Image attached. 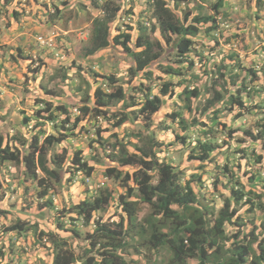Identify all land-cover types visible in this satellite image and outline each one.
Returning a JSON list of instances; mask_svg holds the SVG:
<instances>
[{
	"label": "trees",
	"instance_id": "trees-1",
	"mask_svg": "<svg viewBox=\"0 0 264 264\" xmlns=\"http://www.w3.org/2000/svg\"><path fill=\"white\" fill-rule=\"evenodd\" d=\"M0 1L7 23L21 16L15 5L19 0ZM152 1L156 23L151 28L138 22L135 34L112 32L109 36L107 24L113 16L131 13L132 8L122 9L123 6L119 4L113 6V12L109 14L106 0H74L73 6L77 8L80 5L92 6L104 12L102 17L97 16L94 21L89 46L79 56L53 66L50 72L40 75L35 87L37 92L32 95L36 108L31 116L22 115L23 124L31 123L29 134L20 128L14 129V133H0V174H3V167H6L5 161L13 162L14 166L19 165L21 172L18 173V181L22 180L21 184H25L23 192L29 189L26 181L33 179L39 182V179L45 178L43 186H46L47 179L58 184L69 174V178L64 181L69 185L75 173L90 176L97 170L98 164L103 167L104 176L119 180L124 192L115 196L102 189L97 194L92 193V197L85 195L81 199L80 196L77 199L79 201L73 200L70 206L68 203L71 199L64 193V212L58 213L57 209H53L56 205L50 192H47L48 185L39 192L40 196H45V201L40 205L42 208L53 209L50 211L53 221H47L42 215L38 220L32 212H26L25 219L16 216L15 222H6L5 214L9 211H0V218L3 219L0 227V264H26L28 255L31 257L36 252L48 253L51 256L50 264H128L122 256L126 246H145L149 251L154 250L155 259L148 261V264H189V258H195L196 264H264L263 220L254 223L255 230L247 240L245 232H239L238 228L228 232L236 225H243L248 219L243 212L248 213L259 199L264 198V44L255 54L261 65L254 60L246 64L235 51L227 55L218 69L223 79L218 77L213 80L214 96L205 103V108L210 105L214 107L212 111L215 117L210 121H217L210 125L205 121L206 131L211 130L210 134L203 142L198 141L196 146L183 153L187 160L199 163L197 168L212 164L214 150L222 145L214 135V129L219 125L220 130L227 135L225 140L235 137L244 144L238 151H242L245 156L249 153L252 155L255 172L247 167V160L243 157L235 161L233 158L228 159L222 164L217 162L216 170L221 171V174L229 173L226 180L216 176V179L223 181L218 193L222 197L219 207L214 199L206 201L204 196L197 193L191 183L193 177L181 181L180 172L174 163L156 154L155 133L146 136L151 146L149 151L134 147L135 144L132 145L136 150L130 151L127 146L129 143L122 140L127 133L125 130L120 136L116 132H109L107 123L97 125L93 120V117L105 116L110 111L115 118L111 125H120L119 130L123 124L137 127L142 120L152 130L158 124L153 115L159 111L165 99L176 93L170 80H163L157 73L182 74L184 71V64L179 63L181 60L161 62L165 56L163 44L173 46L175 55L184 60V54L201 23L213 19L205 9L217 12L226 2L215 0L206 6L203 0H185L182 4L181 0ZM190 1L194 2L193 6H190ZM67 3L68 0H60L59 5L55 3L52 11L45 12L46 20L52 23L57 19L65 20L63 11ZM250 3L256 8L260 7L259 12L264 8V0H250ZM125 23L131 29L132 24ZM221 35L225 41L230 38L223 33ZM22 39L23 43L7 46L10 50L0 56V63L2 60L26 59L33 64L30 69H37L38 72L41 67H45L50 52L45 58L44 47L38 46L36 49L34 38L23 35ZM108 39L121 45V52L131 58L126 65V75L127 81L131 82L128 87L139 92L142 97L138 104H125L127 89L121 86L113 92H107L100 86L92 87L90 83V73L85 70L90 67L88 59H92L96 50L105 47ZM67 63L70 65L67 66ZM4 72L5 69L1 68L0 74ZM156 76L162 79L156 89L144 85L145 79ZM195 78V74H190V81L193 82ZM247 78L249 81H246ZM257 79H261L260 84L256 86L251 83ZM182 88L181 94L187 100L200 96L202 91L197 85H184ZM255 88L262 91L261 100L252 106L247 105L253 100L251 92ZM76 91L80 92L79 97L75 95ZM116 99L122 101L120 107L109 110ZM73 107H77L80 114L73 115ZM232 108L234 118L245 115L250 126L244 123L243 126L232 127L226 120L218 118L223 110ZM241 109L248 110L246 114H241ZM176 114L180 116L178 122L183 129V135H177L176 138L180 140L176 141L184 143V136L200 129L196 125L200 122L194 113H190L189 118ZM47 122L51 123L49 129ZM166 126L164 124V128ZM89 133L91 135L86 138V145L97 146L103 152L85 157L82 147L70 143L72 138ZM225 140L223 138L222 141ZM255 143L258 147H254ZM108 145H111L112 151H107ZM121 166L125 171H122ZM58 177L60 180H57ZM36 204L39 202L36 201ZM143 204L149 206V211L138 216ZM260 204L264 205V200ZM112 206L116 210L109 212L106 218L94 217L95 210L105 207L110 210ZM29 216H34L36 220L29 221ZM63 216L70 221L67 226ZM29 231H33V238L28 237ZM70 236H76L82 241L74 246L68 245L67 238ZM161 249L170 252L169 259H157L156 255ZM129 264L135 263L130 260Z\"/></svg>",
	"mask_w": 264,
	"mask_h": 264
},
{
	"label": "rangeland",
	"instance_id": "rangeland-1",
	"mask_svg": "<svg viewBox=\"0 0 264 264\" xmlns=\"http://www.w3.org/2000/svg\"><path fill=\"white\" fill-rule=\"evenodd\" d=\"M73 1L74 0H70L71 3H69V7L66 6L64 8L63 13L66 19H57L54 23L46 20L45 12L52 11L53 5L55 3L59 5L60 0H19L15 5L20 10L21 16L18 19H12L9 23H7L5 10L0 8V56L9 52L10 49H7V46H15L23 43V35L31 36L35 39L36 49L38 46L44 47L45 58L51 50L45 67H41L38 72L37 69H30V66L33 64L26 59L20 58L17 61L2 60L0 63V70L1 68L5 69V72L0 74V131H2V133H6L7 131L9 133H14V129L20 128L25 130L26 134H29V125L31 123L23 124L22 115L31 116L33 110L36 108L32 95L37 92L35 87L38 84L37 81L40 79V75L45 72H50L53 66L60 65L63 62L69 61L72 57L79 56L81 51L89 46L88 35H90L92 30L94 20L96 19L95 17L101 16L103 12L92 6L82 7L80 5L77 8L72 5ZM184 1L185 0H181V4ZM214 1L215 0H203V3L208 6V4H212ZM106 3L108 5L109 14L113 12L114 8L112 7L119 6V4L123 6L122 9L132 8L131 13H125L120 17L113 16V21L111 25L109 24L113 33L118 30H126L127 27L125 22H129L134 26L138 22H143L147 24L148 28L156 23L152 13V0H106ZM231 4L232 7H229L225 11L226 13L221 10L216 12L213 9H205L207 14L214 16V21L210 23H216L215 27L217 26V28L214 29V27L210 31L203 32L204 24L200 25V31L193 37L194 41L188 54L190 58L186 60L180 59L179 56L175 55L173 46L163 44L165 56L161 59V62L168 63L181 60L179 63L184 64V71L182 74L157 73L162 76L163 80H170L176 92L174 96L165 99L161 109L153 115L156 124H158L150 130L144 125L146 122L142 120L140 121L142 126L131 127L122 125L121 129L119 130L118 128V132H116L120 136L124 130L127 132L123 139L122 137L121 139L129 143L127 146L130 151L136 150L133 148L134 145L132 144H135L134 147L149 151L151 146H149L146 136L148 133H155V148L160 150L158 156L165 161H172L177 171L180 172L182 180L193 177L192 184L198 191L197 193L204 196L206 201L214 199L217 207L222 204V197L218 194L223 186L222 180L228 179L229 174L223 173V175L221 171L219 172L218 169L216 170L215 166L217 162L222 164L228 159L233 158V161H235L237 158L243 157L247 160V167L255 172L256 167L253 164L254 159L250 153L245 156L242 155V151H238L243 148V142H238L235 137H230L225 140L227 135L220 130L218 125V128L214 129V135L216 136L217 142L222 145L219 146L216 151L214 150L215 153H213L214 160L212 164L197 168L199 166L198 162L192 163V161L183 157V153L190 150L195 144L193 135H187V141L181 145L176 142V136L181 135L182 124L178 122L177 119H172V115H174L172 113L177 112L183 114V116L185 115V117L188 116L189 112L194 113L195 116L202 118V120L208 122L209 125L215 124L217 119L215 122L210 121L215 117L212 111L214 107L210 105L205 108V103L208 98L214 96L213 80L218 77L222 78L218 73V69L226 60L227 55L235 51L240 56L241 60H244L245 63L247 62L246 64H248L250 60H254L261 65L255 57V54L264 44V8H261L262 11L259 12L258 10L260 7L256 8L254 5L252 6L250 0H233ZM193 5L194 2L190 1V6ZM132 32L135 34L137 31L132 30ZM221 33L230 38L225 41ZM38 36L43 37V43L39 42ZM44 43L51 46L42 45ZM112 44L113 43L109 42L105 47L96 50L92 55L93 58L91 60L88 59L90 61V67H86L85 70L89 72L90 68L93 67L100 73L111 74V79H100L97 77L93 81V84L101 83L103 88L109 90H116L119 86H122L123 88H127V103L125 104H132L133 100L138 102L142 98L141 95L134 91L133 88H129L128 86L130 85L126 82V65L130 62L131 58L126 53L121 52L122 49L119 46ZM32 53L33 52H30L29 54ZM69 65L70 63H67V66ZM190 74H195L196 78L193 82L189 79ZM161 80L162 79L157 76L155 78H147L144 80V85L148 84L151 88L156 89ZM56 81H58V79ZM246 81H249V78H247ZM260 81L261 79H257L251 83L257 86L260 84ZM184 85L199 86L202 90L200 96L192 97L189 100L185 99L184 95L181 94ZM75 95L79 97L80 92L76 91ZM251 95H253V100L249 101L247 104L250 106L257 104L258 101L261 100L263 93L261 90L255 88L253 93L251 92ZM121 103L122 101H114L112 103L113 108L120 107ZM186 103H189V105ZM235 108L237 109V106ZM246 110L241 109V114H246ZM244 116L235 119L232 108V110H223L218 118L226 120L232 127L243 126L244 123L246 126H250L251 123H248ZM178 118L180 117L178 116ZM97 123L106 124V121L98 117ZM164 124L168 126L164 128ZM47 129H49L48 125ZM111 130L114 131L116 128L112 127ZM127 134L130 136L127 137ZM223 138L225 140L224 142L222 141ZM110 140L112 141L113 139ZM80 142L81 140H78L76 144ZM82 147L85 157L103 152L99 147L93 145L87 146L86 143H84ZM110 147L111 145L106 146L107 151L111 149ZM254 147H258V145L255 143ZM57 150L60 151L58 148ZM97 167V170L91 174L89 179H85L84 176L78 174L72 179L69 185L64 183V181L69 178V174H67L66 179H61L62 183L58 182V184L53 183V181L49 182L47 179L46 186H43L45 178H41L42 180L39 179V182L34 179L31 181H26L25 179L24 182L26 181L29 189L27 192H23L25 184H21L22 180L18 181V173L21 172L19 165L13 167L6 165V167H3V174H0V179H3L0 183V211H9V213L5 214L6 217L10 219L9 222H15L16 216H21L25 219L26 212H32L38 220H40V215H42L47 221H53L54 218L51 215V210L57 209L58 213L64 212V202L62 198L64 193L69 197V200L71 199L68 203L70 206L73 204L72 201L77 200L80 196L83 198L85 195H90L91 193L97 194L102 191V189L109 190L115 196L124 192V188L121 186L118 179L113 177L104 178L102 175L103 167L99 164ZM121 169L125 171L123 166H121ZM218 175L222 180L216 179ZM26 176L29 177L28 175ZM256 176H258V174ZM57 180H60L59 177ZM8 185L9 187L6 188ZM48 185L49 188L47 192H50L53 202L56 205L53 209L42 208L40 205L41 202L45 201V196H40L39 192ZM12 188L13 191H11ZM61 188L63 190H61ZM263 200L264 198L259 199L257 204L248 213L246 211L243 212L244 215L246 214V218H248L244 221L243 225H236L228 232H232L238 228L239 232H245V239L249 238V234L255 230L254 223H258L262 220L264 221V205L260 204ZM36 201H38L39 204H36ZM35 206H37L38 209ZM110 208L112 209L108 210L107 207H105L104 209L96 211L95 214L96 216L106 218L109 212H112L113 209L116 210L114 206ZM148 211L149 206L143 204L137 214L138 216H143ZM34 216H29L27 219H30L29 221H34L36 220ZM112 218L116 217L113 216ZM62 219L67 226L70 221L66 219L65 216H63ZM80 228L83 229V227ZM262 229L264 231V226H262ZM69 240L72 244L76 245L82 241L76 236H70ZM142 254L144 257H142ZM122 256L128 264L130 260H133L135 264H148V261L152 262V260L155 259L154 250L149 251L145 246H139L138 248L126 246L122 251ZM156 256L157 259L160 258L159 260L165 261L169 259L170 252L161 249ZM45 260L46 258L42 260L43 264ZM188 262L189 264H196L197 261L195 258H189ZM26 264L34 263L26 262Z\"/></svg>",
	"mask_w": 264,
	"mask_h": 264
},
{
	"label": "clouds",
	"instance_id": "clouds-1",
	"mask_svg": "<svg viewBox=\"0 0 264 264\" xmlns=\"http://www.w3.org/2000/svg\"><path fill=\"white\" fill-rule=\"evenodd\" d=\"M69 1V3H71L70 2V0H68ZM232 1L233 0H226V2L223 4V6L221 7V8H219L218 10H221V11H223V12H225L229 7L231 8L232 7ZM153 2V1H152ZM69 3H67V6L69 7ZM72 5H73V2H72ZM226 13V12H225ZM104 14V12L102 13V15ZM102 15H101V17H102ZM207 15H211V14H207ZM96 18V17H95ZM94 18V19H95ZM191 17H189V19H190ZM93 19V20H94ZM214 16H213V19H210L208 22H204V23H201V24H204V29H203V32H205V31H210V30H212L214 27H215V25H216V23H210V22H213L214 21ZM60 20H62V19H60ZM95 21V20H94ZM113 21V20H112ZM112 21L109 23L110 25H111V23H112ZM155 22H156V20H155ZM109 24H107V26H108V34H109V36L112 34V31H111V26L109 25ZM131 24V23H130ZM93 25H94V23H93ZM126 25V24H125ZM147 25V24H146ZM136 26H137V24L134 26L133 24H132V27H131V29H129V27L126 25V27H127V29L126 30H118L117 32H130L131 34H133V32H132V30H136L137 31V29H136ZM209 27H211V29H208ZM150 28H151V26H150ZM200 28H201V26H200ZM200 28L198 29V31H197V33L200 31ZM92 29H93V27H92ZM92 31V30H91ZM91 33V32H90ZM196 33V34H197ZM195 34V35H196ZM89 36V38H90V35H88ZM194 37V36H193ZM38 40H39V42L40 43H43V37L42 36H38ZM194 41V40H193ZM109 42H111V43H113L112 45H115V43L111 40V39H108V43ZM192 44H193V42H192ZM192 44L189 46V48H188V50H187V52L184 54V56H185V59L184 60H186L187 58H190V56L188 55L189 54V51H190V48H191V46H192ZM42 45H48V46H51V45H49V44H46V43H44V44H42ZM107 45V44H106ZM105 45V46H106ZM115 46H119L120 48H122V46L121 45H119V44H116ZM50 53H51V50L49 51ZM93 58V57H92ZM47 62V61H46ZM89 73H90V83L92 84V87H95V86H100L102 89H104L105 91H107V92H113V91H115V90H109V89H105V88H103V86L101 85V83H99V84H93V81L97 78V77H99L100 79H111V74H103V73H100V72H98V70H96V68H90V70H89ZM126 82L128 83V85L131 83L130 81H127L126 80ZM111 83L113 84V82L111 81ZM122 87V86H121ZM123 88V87H122ZM118 89V88H117ZM116 89V90H117ZM123 89H127V88H123ZM137 93H139V92H137ZM140 94V93H139ZM127 97V96H126ZM114 101H121L120 99H116V100H114ZM113 101V102H114ZM112 102V103H113ZM133 102L135 103V101L133 100ZM137 104H138V102H136ZM114 108H113V105H110V107H109V110H113ZM161 109V108H160ZM159 109V110H160ZM105 111L107 112V110H106V108H105ZM33 112H34V110H33ZM71 112H72V114L73 115H77V114H80V111H79V109L77 108V107H73L72 109H71ZM174 113V115H172L173 117H172V119H177L178 120V114H175V113H177V112H173ZM189 115H190V112H189V114H188V116L187 117H185V115L183 116V114H181V117H184V118H189ZM98 117H101V118H103L105 121H106V123L108 124V128H109V132H118L117 131V129L118 128H120V125L119 126H113V125H111L112 124V122H114L115 121V118L112 116V114H111V112L109 111V113L107 112V114H105V116H103V115H99V116H97V117H93V120H94V122L97 124V125H101V124H98L97 123V120H98ZM107 117L109 118V119H107ZM180 117V116H179ZM198 120H199V124H196L198 127H200V129H198V130H196L195 132H192V133H190V134H192L193 135V141H194V146H196L197 144H198V141H201V142H203V140H204V138L206 137V136H208L209 134H210V131L211 130H208V131H206V127H205V125H204V122H205V120H202V118H199L198 116H195ZM109 120V121H108ZM51 126V123L50 122H47L46 123V126ZM124 125V124H123ZM185 126L186 125H190V124H184ZM125 126V125H124ZM112 127H115L116 128V130H114V131H112L111 130V128ZM0 133H2V131H0ZM182 135H183V129H182V125H181V132H180ZM91 135V133H89V134H86V135H82V136H80V137H76V138H72L71 139V145L72 146H79V147H82V145L85 143V140H86V138L87 137H89ZM124 136H125V134H124ZM187 137L188 136H184V139H185V142L187 141ZM78 140H81V142L80 143H78V144H76V142L78 141ZM176 140H180L179 138H177ZM41 141V140H40ZM112 142H113V140H112ZM177 142V141H176ZM184 142V143H185ZM178 144L179 145H181V144H183V143H180V142H178ZM193 146V147H194ZM192 147V148H193ZM83 148V147H82ZM154 150L156 151V154H158L159 153V151L160 150H158V149H156V148H154ZM109 151H112V149H110ZM13 162H10V161H5L4 162V164H5V166L6 165H8L9 167H13L14 166V163L12 164ZM95 172V171H94ZM93 173V172H92ZM91 173V174H92ZM38 174H41V172H39L38 171ZM78 174H80V175H82V176H84L82 173H80V172H77V173H75V176H74V178L78 175ZM91 174H90V176H91ZM43 175V174H42ZM102 175L104 176V174L102 173ZM90 176H84V178L85 179H89V177ZM104 178H107L106 176H104ZM191 178V177H190ZM190 178H187V179H190ZM187 179H185V180H187ZM185 180H182V178H181V181H185ZM193 181V180H192ZM192 181H191V183H192ZM109 191V190H108ZM87 197H92V193L90 194V195H86ZM82 199V198H81ZM77 201H79V200H77ZM96 211H98V210H95V212ZM11 213V212H10ZM40 215V214H39ZM94 215V217L95 218H97V217H101V216H96V214H93ZM21 219H23L21 216H19ZM10 221V219L9 218H7V221L6 222H9ZM3 222V219L2 218H0V227H1V223ZM28 237H30V238H33V235H34V233H33V231L31 232V231H29L28 232ZM68 236H69V234H68ZM70 237L69 238H67V243H68V245H71V246H74V244H72L71 242H70ZM248 239V238H247ZM246 239V240H247ZM30 255H28V260H27V262H32V263H34V262H40V264H43L42 263V260H44L45 258H46V260H45V262H44V264H50V262H51V256L48 254V253H46V254H41V252H36L33 256H31V257H29ZM30 260V261H29ZM48 260V261H47Z\"/></svg>",
	"mask_w": 264,
	"mask_h": 264
}]
</instances>
